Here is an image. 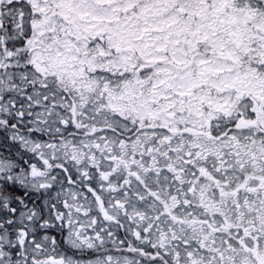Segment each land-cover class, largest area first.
<instances>
[{
	"label": "snow or ice",
	"instance_id": "obj_1",
	"mask_svg": "<svg viewBox=\"0 0 264 264\" xmlns=\"http://www.w3.org/2000/svg\"><path fill=\"white\" fill-rule=\"evenodd\" d=\"M0 264H264V0H0Z\"/></svg>",
	"mask_w": 264,
	"mask_h": 264
}]
</instances>
